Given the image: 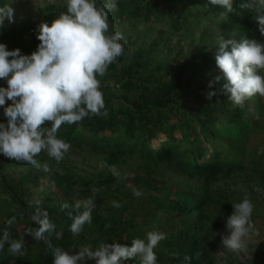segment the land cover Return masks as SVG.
<instances>
[{
	"label": "trees",
	"instance_id": "trees-1",
	"mask_svg": "<svg viewBox=\"0 0 264 264\" xmlns=\"http://www.w3.org/2000/svg\"><path fill=\"white\" fill-rule=\"evenodd\" d=\"M239 3L235 0V11L228 13L209 7V0H116L112 10L107 0H98L97 7L108 10L109 34L121 33L124 45L123 55L96 77L105 103L101 112L106 114L61 126L57 138L71 147L59 162L44 151L36 157L39 168L0 155V233L7 229L10 239L24 235L25 241L23 255L9 253L5 244L0 264H53L49 244L70 252L102 242L131 246L133 239L153 231L165 236L154 250L159 264H183L186 255L191 264H216L207 242L220 230L214 209L233 211V204L242 201L227 184L242 182L251 192L255 185L264 188V151L249 145L264 129L261 98L256 94L234 105L222 93L224 81L215 79L221 76L215 55L222 38L264 42L253 19L255 11L241 9ZM63 11L64 2L61 9L46 4L43 22L51 23ZM189 17L196 26L200 18L212 26L218 19V28L207 36L201 32L198 44L183 55L178 46L181 37L190 34ZM165 21L169 36L162 26ZM39 24L5 20L0 43L30 55L39 44ZM139 24L145 25L148 40L125 41L131 36L128 28L137 30ZM180 32L177 45L169 46V39ZM0 85L7 86L2 80ZM209 91L217 93L211 100L206 98ZM0 121L6 123L3 108ZM134 189L143 195L136 197ZM85 199L93 200L91 222L73 235L68 213H82L85 209L75 205ZM35 200L55 225L39 240L25 234L39 227L31 219L30 202ZM112 201L120 207H113ZM64 203L70 207L62 210ZM12 217L16 219L9 225ZM125 264H139V259Z\"/></svg>",
	"mask_w": 264,
	"mask_h": 264
},
{
	"label": "clouds",
	"instance_id": "clouds-1",
	"mask_svg": "<svg viewBox=\"0 0 264 264\" xmlns=\"http://www.w3.org/2000/svg\"><path fill=\"white\" fill-rule=\"evenodd\" d=\"M234 2L209 0V7H222L224 12L231 13L235 11ZM97 3L98 0H64L66 11L51 23L41 22L37 26L39 44L30 55L22 54L20 49L10 51L0 43V80L7 85H0V108L6 118V123L0 121V155L39 168L36 157L44 151L59 162L71 147L70 143L57 138L61 126L78 123L90 114H106L101 112L105 103L96 77L104 75L108 66L123 55L124 45L121 33L109 34L108 10L116 9V0H107L108 10L105 6L97 7ZM238 7L255 11L253 19L264 36V0H241ZM13 13L9 5L0 6V29L5 20L13 22ZM218 45L215 61L221 76L215 79L224 81L222 93L228 101L240 106L256 94L264 97V76L259 74V70L264 69V43L242 37L239 41L222 38ZM216 94L209 91L206 98L211 100ZM6 101L11 103L5 107ZM43 168L47 171L48 165ZM133 194L143 195L138 189H134ZM40 203L39 200L30 202L34 209L31 219L39 227L25 231L36 240L55 229ZM93 206L92 199H85L75 205L77 209H85L82 213H68L73 221L69 228L73 235L80 234L83 226L91 222ZM112 206L119 208L120 204L112 201ZM69 207L67 203L61 206L62 210ZM233 209L226 220L228 235L222 238V245L227 250L240 252L246 246L245 239L254 233L251 224L254 206L244 198L233 204ZM15 219L12 217L7 223L11 225ZM164 239L162 233L153 231L144 239H133L131 246L102 242L95 248L84 245L74 252L51 244L49 248L53 264H88V261L125 264L134 258L139 259V264H159L154 250ZM5 244L9 253L24 254V235L10 239L5 229L0 233V251ZM191 259L186 255L183 264H191Z\"/></svg>",
	"mask_w": 264,
	"mask_h": 264
},
{
	"label": "rangeland",
	"instance_id": "rangeland-1",
	"mask_svg": "<svg viewBox=\"0 0 264 264\" xmlns=\"http://www.w3.org/2000/svg\"><path fill=\"white\" fill-rule=\"evenodd\" d=\"M4 5H9L13 10V21H22L26 19H30L33 22L41 23L43 22V10L48 3H54L59 9L64 2V0H0ZM3 5V6H4ZM192 12V11H191ZM181 19V18H180ZM218 19L214 20L213 26L212 23H208V21L204 18H200L198 20V25L194 24V19L192 17L188 18L189 25V33L186 37H181V43L179 42V48L182 49V54L185 55L192 44L197 45L199 42V35L201 32H204V35H208L212 31H216ZM169 22H163V27L166 29V34L169 36L170 28ZM152 26H160L158 23L150 24ZM187 25V23H185ZM144 24H139L137 30L130 29L131 36L125 38L133 39L138 37L140 43L146 42L149 37H145L143 27ZM137 32H141L139 36H137ZM182 33H178L169 39V46L177 45L178 37H180ZM192 40V42H190ZM260 42V41H258ZM264 43V42H262ZM259 74L264 76V69L259 70ZM260 96V95H259ZM261 101L264 105V97L260 96ZM264 115V114H263ZM249 145L252 148H256L258 151H264V129H260V132L253 136L249 142ZM260 153V152H259ZM72 157H78L79 161L80 156H76V154L72 155ZM119 177L120 174L118 173ZM227 185L230 186V190H236L241 194L242 200L244 198H248L253 206V213L251 216V224L253 225L254 233L245 239V248L240 252H233L223 248L222 238L228 235V230L226 229V220L233 213V211L226 210L220 207L214 209L215 214L218 213L220 216V230L213 232L212 237L207 240L210 245L211 254L215 257L216 264H264V188L259 187L258 185L254 186V192H251L247 185L242 182H238L237 184L230 183ZM226 184H222V187H225ZM254 193L256 195H254Z\"/></svg>",
	"mask_w": 264,
	"mask_h": 264
}]
</instances>
